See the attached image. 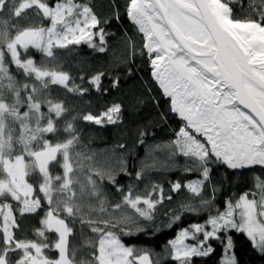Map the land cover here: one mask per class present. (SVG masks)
Listing matches in <instances>:
<instances>
[{
  "label": "snow or ice",
  "instance_id": "obj_1",
  "mask_svg": "<svg viewBox=\"0 0 264 264\" xmlns=\"http://www.w3.org/2000/svg\"><path fill=\"white\" fill-rule=\"evenodd\" d=\"M125 15L143 36L141 54L146 50L170 111L183 122L173 140L153 146V153H167L160 170L179 168L197 178L169 181L166 193L147 175L155 163L144 164L135 173L137 182L146 181L143 189L125 188L117 175H131L126 162L118 169L100 166L77 125L78 118L116 124L121 106L77 117L52 96L54 86L77 95L88 91L63 70L56 50L86 44L105 52L111 33L104 26L120 20L114 0L106 17L83 0H0V264H161L160 256L154 261L121 237L158 231L161 206L182 192L188 197L163 211L166 227L186 213L208 217L168 241L164 255L175 264L210 256V241L223 246L222 264H238L232 232L245 234L264 255V177L253 175L252 189L228 197L223 211L215 206L222 181L213 177L216 165L234 175L264 170V0H127ZM127 43L134 55L130 37ZM30 48L42 54L39 61L28 55ZM103 76L89 81L97 91ZM105 182L118 201L108 198ZM41 209L36 239L19 238L17 214ZM85 228L94 238L82 241L89 258L78 260L73 242Z\"/></svg>",
  "mask_w": 264,
  "mask_h": 264
},
{
  "label": "trees",
  "instance_id": "obj_2",
  "mask_svg": "<svg viewBox=\"0 0 264 264\" xmlns=\"http://www.w3.org/2000/svg\"><path fill=\"white\" fill-rule=\"evenodd\" d=\"M90 3L96 13L101 17L109 16L112 12L113 0H83ZM120 12V20H111L104 26L111 35L106 37L107 50L105 52L96 51L86 44L70 46L69 50H56L61 55L63 70L70 73L75 83L88 91L83 95L67 93L64 89L54 86L52 96L57 100L65 102L70 109L69 115L82 116L89 112L99 114L113 104L121 106V120L116 124L95 125L87 121L77 119V125L81 132V139L85 145L97 153L96 160L100 166L118 169L120 161L126 162L127 172L125 175L120 172L117 175V182L125 188L129 184H138V189H143L144 183L135 180V173L144 164L155 163L156 170L147 173L149 179L154 183L162 184L165 192H168V182L180 180L182 183L197 178L196 173H184L179 168L171 171L160 170L167 161V153L156 151L153 153V146L167 143L175 138V133L183 126L182 120L170 111V98L163 95V90L159 83L152 76V66L150 58L146 54H141L144 44L143 36L125 15V5L127 0H114ZM247 3L248 0H245ZM234 13L238 11L237 5H232ZM31 14L32 10H28ZM48 22H45V26ZM27 21H21L22 26H27ZM130 37L135 44V54H130L127 38ZM37 58L38 53L31 49L28 55ZM41 54L39 53V59ZM37 61H39L37 59ZM15 71V67L12 66ZM104 73L101 80V89L97 91L89 83L91 78ZM83 77V79H81ZM23 79L22 76L18 77ZM118 84L113 87L114 81ZM141 133H144L141 136ZM144 143L141 144L140 141ZM124 145L123 148L119 147ZM178 163L183 166L184 160L177 157ZM227 173V179L224 175ZM253 175L264 177V170L256 168L253 172L245 171L243 175H234L223 166H213V177L217 181H222L221 190L217 192L215 206L221 211L224 210V201L228 197L236 198L244 191L252 189ZM108 198L115 202L119 200L111 185L105 182ZM188 197L187 192L173 194L171 202L165 201L157 214L158 231L149 229L147 232L134 236H122L126 245L136 246L149 252L155 261V255H164L168 241L174 239L178 231L192 223H203L208 212H201L200 215L186 213L175 226L168 228L163 223L166 217L163 211L174 209L180 201ZM15 208V204H14ZM44 210L41 209L36 214H25L23 217L17 214V221L20 229L16 235L22 239H36L34 229L40 228V220ZM234 242V253L238 264H264V255L255 250L251 242L242 233H229ZM50 234V239H54ZM94 238L93 234L84 229V234L79 233L73 242L78 251L77 259H88L89 249L81 247L82 241ZM215 251L208 257L193 258V264H222L224 250L218 241H211ZM53 255H56L53 252ZM161 264H175L168 257Z\"/></svg>",
  "mask_w": 264,
  "mask_h": 264
},
{
  "label": "rangeland",
  "instance_id": "obj_3",
  "mask_svg": "<svg viewBox=\"0 0 264 264\" xmlns=\"http://www.w3.org/2000/svg\"><path fill=\"white\" fill-rule=\"evenodd\" d=\"M45 22H47V21H44V23ZM29 50H31V48L29 49ZM35 50V49H34ZM36 51V50H35ZM37 52V51H36ZM38 53V52H37ZM34 55H33V52L31 53V57H33ZM38 57L37 58H35V57H33L35 60H40L41 58H42V54H41V58L39 59V53H38V55H37ZM21 58L23 59V58H25V54L23 53V52H21ZM158 82V81H157ZM188 243H193V241H187ZM210 243H211V241H210ZM49 255H52V256H55V255H53V252H51V253H49ZM155 257V259L157 258V255H155L154 256ZM161 257V262L162 261H164V260H166V258L168 259V256H165V255H161L160 256ZM196 258V257H195Z\"/></svg>",
  "mask_w": 264,
  "mask_h": 264
}]
</instances>
